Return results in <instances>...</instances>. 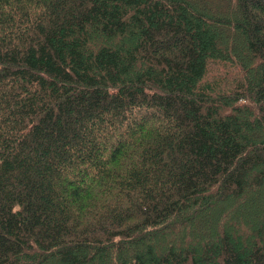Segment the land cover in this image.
Returning <instances> with one entry per match:
<instances>
[{"label":"trees","instance_id":"16d2710c","mask_svg":"<svg viewBox=\"0 0 264 264\" xmlns=\"http://www.w3.org/2000/svg\"><path fill=\"white\" fill-rule=\"evenodd\" d=\"M259 196L264 0H0V264H264Z\"/></svg>","mask_w":264,"mask_h":264},{"label":"rangeland","instance_id":"374dc122","mask_svg":"<svg viewBox=\"0 0 264 264\" xmlns=\"http://www.w3.org/2000/svg\"><path fill=\"white\" fill-rule=\"evenodd\" d=\"M258 199L256 200V203H257V205H258V203H264V201L261 199V196H259V197H257ZM251 201V205L253 206L254 204H255V201H252L251 200V197L249 198V199H247L246 200V202L248 203V202H250ZM216 202H214L213 204H215ZM217 210V209H216ZM214 212H216L215 211V209H214ZM217 213V212H216ZM215 213V214H216ZM213 217H214V215H212L211 213L209 214V216H208V222L209 223H211L212 221H213ZM231 229V228H230Z\"/></svg>","mask_w":264,"mask_h":264}]
</instances>
